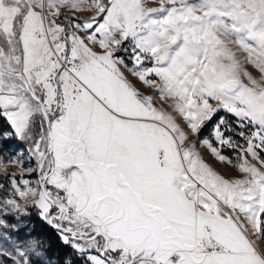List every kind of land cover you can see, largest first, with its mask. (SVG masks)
<instances>
[{
	"label": "snow or ice",
	"instance_id": "obj_1",
	"mask_svg": "<svg viewBox=\"0 0 264 264\" xmlns=\"http://www.w3.org/2000/svg\"><path fill=\"white\" fill-rule=\"evenodd\" d=\"M0 119V171L17 140L39 172L7 174L0 264H264V0H0ZM29 204L55 261L11 236Z\"/></svg>",
	"mask_w": 264,
	"mask_h": 264
},
{
	"label": "rangeland",
	"instance_id": "obj_2",
	"mask_svg": "<svg viewBox=\"0 0 264 264\" xmlns=\"http://www.w3.org/2000/svg\"><path fill=\"white\" fill-rule=\"evenodd\" d=\"M91 13L90 12H82L79 13L81 17H87ZM240 59H244V55H240ZM125 72V75L128 76L129 80L132 81L133 84L138 88V90L144 94V95H153L156 98V103L158 106L161 105V101L158 96H156V89L149 88L146 85L139 82L136 77L131 75L126 69H122ZM248 70L253 73V75H258V73L249 65ZM166 106V105H165ZM219 115L225 116V118L233 123V126L235 125L234 118L231 116V114L221 112ZM215 123V118L212 122L207 124L204 129H202L201 136L198 137H192L193 140H203V139H209L213 140V134H212V124ZM8 125L3 120L0 119V130H7ZM235 140L239 142L240 145H243V140L240 139L238 136L233 137ZM26 147V142L21 143L17 140H9L4 141L2 146V151L4 153V157H10L15 155L18 151L21 153L23 159V169H35L37 166V161L35 157L29 156V153L24 151V148ZM198 150L200 151L201 155L205 158V160L220 174L225 175L226 177H238L240 174L236 171V169L233 167V165L221 163L217 159H215L209 150L200 144H198ZM223 154L226 156H229L235 161V153L232 149L224 148ZM20 164H7L5 170L0 171V200L10 198L14 196V193L12 192L11 186H10V180L7 174L15 173L17 174L16 180L17 182L23 187L22 181L24 179H27L30 181L31 186H36L39 180V172L38 171H23ZM30 215H24L20 214V216L17 217L16 223L17 228L20 230L19 233L11 232V236L13 237V240H19L22 244L24 240L28 239L29 237L32 239H39L45 248H48L51 246L52 249V259L53 261L57 260L59 257L62 256L64 253L63 250L58 249V251L53 246L52 242L48 240L45 231L43 229V225H47L43 223L40 219L36 216V209L31 207V205H28ZM4 230L0 229V234H3ZM0 248H8L10 251H14V248L12 246V243L8 240H4L0 238ZM76 264H80V261H77Z\"/></svg>",
	"mask_w": 264,
	"mask_h": 264
},
{
	"label": "trees",
	"instance_id": "obj_3",
	"mask_svg": "<svg viewBox=\"0 0 264 264\" xmlns=\"http://www.w3.org/2000/svg\"><path fill=\"white\" fill-rule=\"evenodd\" d=\"M43 229L45 231V234H46L48 240H50L52 242V244L55 247V249L57 251H58V249H61V250L65 251L63 246L60 245L59 240H58L54 230L51 229L50 227H48V225H43Z\"/></svg>",
	"mask_w": 264,
	"mask_h": 264
}]
</instances>
